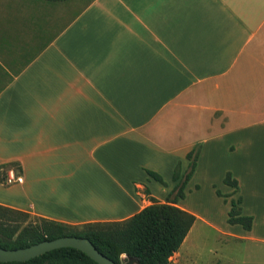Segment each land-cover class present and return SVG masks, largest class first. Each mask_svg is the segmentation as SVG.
<instances>
[{
  "label": "crops",
  "instance_id": "crops-1",
  "mask_svg": "<svg viewBox=\"0 0 264 264\" xmlns=\"http://www.w3.org/2000/svg\"><path fill=\"white\" fill-rule=\"evenodd\" d=\"M196 149L186 192L228 213L240 199L252 228L227 217L225 234L259 245L242 264H264V0H0V177L21 178L0 180V205L126 221L146 189L166 201ZM182 248L173 264H189Z\"/></svg>",
  "mask_w": 264,
  "mask_h": 264
},
{
  "label": "trees",
  "instance_id": "trees-1",
  "mask_svg": "<svg viewBox=\"0 0 264 264\" xmlns=\"http://www.w3.org/2000/svg\"><path fill=\"white\" fill-rule=\"evenodd\" d=\"M189 158L190 168L181 180L179 171H175L174 180L180 181L164 203L151 197L150 191L146 189L145 194L151 204L122 222L72 226L41 217H36V222H27L32 218L31 214L0 205V247L21 249L43 241L71 236L89 239L101 253L117 264H128L131 259L135 260V264H173L171 258L180 250L197 221L194 214L178 206L186 198L187 185L197 169L199 150L192 151ZM149 175L163 183V178L158 173L150 171ZM224 182L238 190V182L231 173H227ZM217 194L222 196L219 191ZM239 204L240 199L238 202L231 201L228 222L241 224L244 229L250 230L253 218L243 216ZM0 264L97 263L77 249L62 248L27 262Z\"/></svg>",
  "mask_w": 264,
  "mask_h": 264
},
{
  "label": "rangeland",
  "instance_id": "rangeland-1",
  "mask_svg": "<svg viewBox=\"0 0 264 264\" xmlns=\"http://www.w3.org/2000/svg\"><path fill=\"white\" fill-rule=\"evenodd\" d=\"M88 1L63 0L64 10L70 2L77 3L79 10H81ZM65 16L64 11V20ZM7 172V169L3 171L0 180H7ZM186 194L187 197L181 201H184L183 204L191 210V213L200 218L197 216V221L192 228L193 231H190L189 239L186 238L185 245H182L183 250H181L177 260H185L189 264H242L247 261L250 262L258 251L256 246L259 247V245L255 246L247 241L236 240L225 234V231L229 229L228 226H230L227 222L229 205L223 199H216L212 196L208 189L192 188ZM36 217L32 215V218L28 219L27 222H36ZM261 246L264 247V245Z\"/></svg>",
  "mask_w": 264,
  "mask_h": 264
},
{
  "label": "water",
  "instance_id": "water-1",
  "mask_svg": "<svg viewBox=\"0 0 264 264\" xmlns=\"http://www.w3.org/2000/svg\"><path fill=\"white\" fill-rule=\"evenodd\" d=\"M62 248L77 249L88 255L97 264H117L101 253L89 239L71 236L43 241L21 249L9 250L0 247V263L27 262ZM128 264H135V260H129Z\"/></svg>",
  "mask_w": 264,
  "mask_h": 264
},
{
  "label": "built area",
  "instance_id": "built-area-1",
  "mask_svg": "<svg viewBox=\"0 0 264 264\" xmlns=\"http://www.w3.org/2000/svg\"><path fill=\"white\" fill-rule=\"evenodd\" d=\"M21 182V178L16 177L13 171H10L8 174L7 183Z\"/></svg>",
  "mask_w": 264,
  "mask_h": 264
}]
</instances>
